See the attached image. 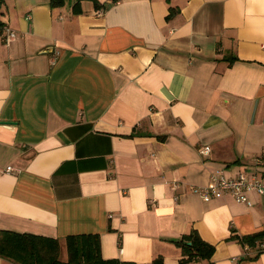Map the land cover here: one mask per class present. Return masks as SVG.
<instances>
[{
	"label": "crops",
	"instance_id": "crops-1",
	"mask_svg": "<svg viewBox=\"0 0 264 264\" xmlns=\"http://www.w3.org/2000/svg\"><path fill=\"white\" fill-rule=\"evenodd\" d=\"M0 19V230L57 238L63 261L97 233L104 259L264 264V238L239 239L264 193L193 190L264 183V0H0ZM193 229L215 249L184 262Z\"/></svg>",
	"mask_w": 264,
	"mask_h": 264
},
{
	"label": "trees",
	"instance_id": "trees-1",
	"mask_svg": "<svg viewBox=\"0 0 264 264\" xmlns=\"http://www.w3.org/2000/svg\"><path fill=\"white\" fill-rule=\"evenodd\" d=\"M60 3L62 0H54ZM4 23L0 19V30ZM264 238V230L252 235L239 237L243 243H254ZM176 244L182 248L184 262L194 257L209 259L214 252V245L201 238L197 230L183 235ZM68 260L59 258L57 238L27 232L0 230V256L11 259L17 264H135L117 259H104L101 254L99 234H77L67 237ZM153 264H162L158 257Z\"/></svg>",
	"mask_w": 264,
	"mask_h": 264
},
{
	"label": "built area",
	"instance_id": "built-area-1",
	"mask_svg": "<svg viewBox=\"0 0 264 264\" xmlns=\"http://www.w3.org/2000/svg\"><path fill=\"white\" fill-rule=\"evenodd\" d=\"M1 30L6 41L16 37V31L9 26H4ZM209 151L210 147L205 146L201 153L208 154ZM261 159H264V150L261 153ZM13 170L12 166L7 167V171ZM193 190L199 193L204 201L230 194L237 202L251 205L252 201L248 196V191L264 193V183L258 176L248 175L245 172H240L236 177H227L223 171H219L211 175L206 185L194 186Z\"/></svg>",
	"mask_w": 264,
	"mask_h": 264
}]
</instances>
